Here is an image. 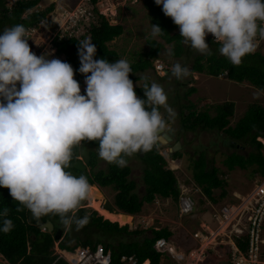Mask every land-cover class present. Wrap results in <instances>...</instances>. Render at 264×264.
Here are the masks:
<instances>
[{
    "label": "clouds",
    "instance_id": "1",
    "mask_svg": "<svg viewBox=\"0 0 264 264\" xmlns=\"http://www.w3.org/2000/svg\"><path fill=\"white\" fill-rule=\"evenodd\" d=\"M155 4L162 5L163 14L179 27L184 45L212 55L206 43L211 34L219 45L217 52L233 66H240L264 41V0H155ZM164 32L151 24L152 38ZM29 39L23 24L6 26L0 34V187L18 202L17 212L26 208L37 220L58 215L66 228L80 227L88 217L78 218L76 211L91 185L85 175L67 170L74 148L82 141H96L98 156L121 168L128 163L126 157L150 151L176 113L164 87L149 82L152 75L146 71H165L163 76L171 72L180 81L191 71L180 62L169 70L159 57L152 58L150 66L134 73L133 81L144 82L139 97L129 79L131 62L94 59L97 48L87 37L77 43L78 71L86 84L81 94L73 67L56 55L53 40L49 43L55 59H49L51 53L32 52ZM9 212L8 207L0 211V231L5 233L14 227ZM54 249V254L62 250L57 242ZM0 264H8L1 254Z\"/></svg>",
    "mask_w": 264,
    "mask_h": 264
},
{
    "label": "trees",
    "instance_id": "2",
    "mask_svg": "<svg viewBox=\"0 0 264 264\" xmlns=\"http://www.w3.org/2000/svg\"><path fill=\"white\" fill-rule=\"evenodd\" d=\"M38 1L16 0L12 6L6 7L5 0H0V30L3 32L4 27L14 24H23L28 30L38 28L39 22L44 19L47 11L53 7L50 5L45 9L39 10ZM96 1L90 0L92 4ZM144 7L147 10L150 22L154 25H159L165 31L163 35L158 36L163 42L147 37L146 40L149 44L148 52L145 53L147 56L131 63L133 73H130L129 79L135 80L134 73L150 66L152 58H160L159 54L164 43H171L172 48L170 50L173 53L170 55L171 57L193 55L192 71L204 72L211 76H219L225 73V76L231 80L236 82L248 81L256 88L264 91L263 53L256 50L254 54L244 57L240 66H233L228 59L217 52L219 45L209 35L206 36V43L212 48L213 54L201 55L183 44L180 32L174 31L178 26L173 23L170 17H166L163 14L162 5H156L155 0H144ZM91 8L94 17L95 8L93 9L92 5ZM26 9L33 10L25 14ZM96 15L97 21H94L88 29L89 37L97 48L94 59L105 58L110 63L115 62L119 58L118 54L114 49H110L107 43L118 37L123 32V27L120 24H110L102 14L96 13ZM83 39L85 38L67 34L60 38L57 34L53 38L56 55L63 56L61 61L68 62L73 67L74 79L79 82L80 86L85 77L78 71L80 63L77 55V43ZM28 43L30 44V39ZM195 90L196 88L192 86L188 88V92ZM136 91L141 94V89H136ZM81 94H85V89H81ZM141 98H144V95ZM233 111L234 103L232 101L224 102L223 105H215L214 114L212 115L207 110L199 112L189 111L181 118L188 124H185L184 121L182 126L183 128L194 129L196 125H201L202 128L207 130L215 129L225 135L223 138L224 142L229 138L230 142L227 145L234 149L249 146L250 151L247 154H239L233 151L227 155L223 160L224 165L228 170H232L235 166L240 169H247L248 165L253 164L252 172L264 175V155L261 152L263 145L257 139V137H264V106L258 103L249 105L244 115L238 118L233 125H230L229 117L232 116ZM81 143L84 144L82 146H89V148L92 145H98L96 141H82ZM79 147L74 148V158L67 170L76 176L85 175L91 186H110L115 189L116 193L113 202L117 211L127 214L137 213L144 202H151L156 195L164 198L171 197L177 202L180 189L176 176L171 169L165 167V159L153 148L142 156L134 153L143 163L142 180L144 183V194L139 196L134 192L136 182L128 178L131 170L128 164L121 168L114 163H108L106 171L103 169L93 170L95 151L88 149L90 170L87 171L85 167L74 164V162L78 161L77 152ZM171 156L173 158L178 157L179 151L173 152ZM126 159L128 160V157ZM203 160L204 158H199L193 163L192 177L197 185L201 187L206 197L212 202H217V199L212 196V190L217 187L222 188L224 181L217 176L218 169L215 166L207 168L205 166L206 161ZM90 194L100 196V194L91 190ZM220 195L223 197L225 190H222ZM85 202L86 200L80 204L78 211H76V216L78 218L87 216L88 222L80 227L73 224L70 229L67 228L62 231L60 239H54L53 232L39 229L36 223L37 221L50 219L55 229L61 228L63 230L65 226L58 215L49 214L37 220L31 212L29 216V210L26 208L17 212L16 208L20 207L18 202L13 200L7 188L0 187V211L4 207H8L10 209L8 218L14 224V227L8 233L0 231V254L8 264H67L62 258L56 259L53 248L55 242L62 250H70L78 245L94 247L97 243H101L105 249L111 251L112 264H119L118 261L121 254H133L139 262L149 259L151 264L159 263L160 254L153 248V243L159 237H171V231L166 228L151 229V236H144L137 240L131 239L127 242L119 240L114 245L111 241L114 238L139 233L140 231L128 230L127 225L119 226L117 222L103 219L95 209L84 206ZM104 207L108 211H116L112 206L105 205ZM2 219L0 217V226H2ZM94 235L95 239H93ZM102 237L110 240H102ZM209 254L212 257L216 255L215 252Z\"/></svg>",
    "mask_w": 264,
    "mask_h": 264
},
{
    "label": "rangeland",
    "instance_id": "3",
    "mask_svg": "<svg viewBox=\"0 0 264 264\" xmlns=\"http://www.w3.org/2000/svg\"><path fill=\"white\" fill-rule=\"evenodd\" d=\"M12 3V0H5L6 7L12 6ZM38 5L39 10L45 9L50 5L53 7L51 10L47 11L44 19L39 22L38 25L40 28H32L29 30L31 37L29 46L31 51L37 56L51 53L48 58L55 59L52 57L54 54L51 52L53 48L52 42H49L53 40L57 31L59 38L64 34L69 35V33L78 38L89 37L88 29L94 21H97L96 13L104 15L110 24H120L123 27V32L107 43L110 49H114L117 52L118 59L126 58L131 63H134L138 59L147 56L145 53L148 52L149 44L146 39L147 37H151L152 23L144 7V0H97L95 3L91 4L93 9L95 8V14L90 21L85 20V15H82V10L90 6V1L39 0ZM63 10H67V12H69L68 14L74 13L72 14V21H70V24H67V26L65 25V27L62 25L60 14L61 11L63 13ZM26 13L27 11L25 14ZM75 13L76 16H74ZM76 17H78L79 20H77ZM81 22H85L86 24L83 25ZM68 25L70 26L69 28ZM65 28H67V30ZM63 31L66 32L63 33ZM174 31H179V27ZM0 34H2L1 30ZM154 39L163 42L159 37H155ZM171 48V43H164L161 48L162 51L159 54V60L163 65L168 66L169 70H171L174 63L180 62L190 69L191 76L180 81L172 77L171 72L163 76L162 73H165V71H156L155 73L153 70L147 68L148 70L146 72L152 75L149 82L155 81L164 87L168 95V104L176 113L175 117L168 121V123L171 124L170 128L175 133L174 139L168 142V144L160 142L156 147L157 149L155 148L154 150L165 159V167L173 171L179 189H181L183 193L187 192L196 200V215H180L177 206L178 203L176 201L171 197L164 198L158 195H156L151 202H144L140 211L137 213L127 214L119 212L116 210L113 202L116 193L115 189L110 186H91L90 190L92 192L100 194V196L96 195V197L100 198L101 206L104 209H106L104 207L105 205L112 206L113 209L115 208L116 210L114 213L120 215V218L123 217V221H112L108 219L109 221L117 222L119 226L127 225L128 230L140 231L139 233L114 238L111 240L114 245H116L119 240L127 242L131 239L137 240L144 236H151V229L157 230L166 228L171 231V239H174L179 246L188 247L192 244L191 238L189 237L190 232L198 226L199 219L201 218V214L199 215L198 213H206L204 211V206L207 205V202L209 201L213 204H217L232 197L233 193H244L251 187L255 178L260 175L259 173L252 172L253 164L248 165L247 169H240L238 166H235L232 170H228L224 165L223 160L227 155L233 151L239 154H247V152L250 151L249 146L237 149L231 148L224 142L223 138L225 135L222 133L217 132L215 129H204L201 125H196L194 129L187 127L183 128L182 123L185 120L183 121L181 118L189 111L199 112L207 110L212 115L214 114L215 105H223L224 102L232 101L234 103V111L232 116L229 117V124L233 125L238 118L244 115L249 105L258 103L264 106V91L256 88L248 81L236 82L231 80L225 76V73L219 76H211L204 72L192 71L193 55L189 54L171 57L168 54ZM257 50L264 54V41L260 42ZM133 84L135 90L140 89L144 82L142 80H137L133 81ZM191 86L195 87L196 90L188 92V88ZM80 87L81 89H86L84 80ZM135 92L137 96L140 97L136 90ZM160 111L164 113L163 108H160ZM165 117L167 118L166 113ZM185 124L188 123L185 121ZM257 139L260 140L263 145L261 152L264 155V137H257ZM175 140L180 142V148L176 150L179 151V156L173 158L171 154L175 152L172 151V145ZM227 140H229V138ZM82 145L84 144L81 143L77 152L78 161L74 162V164L85 167L87 171L90 170V165H88V159L90 157L88 149H91L95 151L93 170L103 169L106 171L108 162L102 160L98 156V145H92L90 148L89 146L84 147ZM199 158H204L203 161H206L205 166L207 168L215 166L218 169L217 176L224 181L222 188L217 187L212 190V196L217 199V202H212L206 197L201 187L197 185L192 177L193 163ZM127 161V164L131 168L128 178L136 182L134 192L142 196L144 194V183L142 180L143 163L134 154L128 157ZM222 190H225V195L223 197L220 195ZM93 196L95 195L88 196L84 206L95 209L91 205V198ZM95 211L100 215L96 209ZM30 214L29 211V216ZM102 218L106 219L103 216ZM66 229L67 228L64 227L63 231ZM93 239H95V235ZM108 239L109 238L102 237V240ZM183 239L189 242L185 243ZM218 263H221V260H214L213 257H209V260L205 264ZM261 264H264V254L262 255Z\"/></svg>",
    "mask_w": 264,
    "mask_h": 264
},
{
    "label": "built area",
    "instance_id": "4",
    "mask_svg": "<svg viewBox=\"0 0 264 264\" xmlns=\"http://www.w3.org/2000/svg\"><path fill=\"white\" fill-rule=\"evenodd\" d=\"M12 1L14 3L16 0ZM32 10L28 9L27 13ZM82 11L85 20L90 21L93 18L91 5ZM68 13L67 10L60 12L64 27L70 24L74 14ZM180 192L177 199L179 214L196 215V200L187 192L183 193L181 189ZM204 207L206 213H198L201 214L198 226L190 232L192 243L190 246L181 247L171 237H159L154 241L153 248L160 254L159 264H201L210 250L221 259H226V264H261L264 254V175L256 177L251 187L244 193H233L232 197L217 204L208 201ZM183 241L188 243L186 239ZM222 246H225L224 252L218 253ZM55 254L56 259L62 258L67 264H112L111 251L105 249L101 243L94 247L78 245L70 251L56 249ZM118 262L151 264L149 259L139 262L133 254H121Z\"/></svg>",
    "mask_w": 264,
    "mask_h": 264
},
{
    "label": "water",
    "instance_id": "5",
    "mask_svg": "<svg viewBox=\"0 0 264 264\" xmlns=\"http://www.w3.org/2000/svg\"><path fill=\"white\" fill-rule=\"evenodd\" d=\"M172 139H173L172 132H170L169 134L163 133V135H159V139H158L156 145H158L160 142H162V143L170 142V141H172ZM226 143H228V141H226ZM179 148H180V142L178 140L174 141V143L172 145V151H176ZM136 153H138L140 156L143 155V153L141 151H138ZM36 224H37L39 229L45 228L49 232L53 231L54 232V239H60L62 230H61V228L54 229V225L50 221V219H46L44 221H37Z\"/></svg>",
    "mask_w": 264,
    "mask_h": 264
},
{
    "label": "bare ground",
    "instance_id": "6",
    "mask_svg": "<svg viewBox=\"0 0 264 264\" xmlns=\"http://www.w3.org/2000/svg\"><path fill=\"white\" fill-rule=\"evenodd\" d=\"M180 192V191H179ZM181 194V192H180ZM179 194V195H180ZM91 195H94V194H90L88 196H91ZM91 205L100 213V215H102L104 218L106 219H109V220H112V221H123V217L120 218V215H118L117 213H114V212H111V211H108L107 209H104L102 206H101V203H100V198L93 196L91 198Z\"/></svg>",
    "mask_w": 264,
    "mask_h": 264
},
{
    "label": "crops",
    "instance_id": "7",
    "mask_svg": "<svg viewBox=\"0 0 264 264\" xmlns=\"http://www.w3.org/2000/svg\"><path fill=\"white\" fill-rule=\"evenodd\" d=\"M189 242V241H188ZM224 250H225V246H222V249H219L218 250V253H220V252H224ZM213 253V251L212 250H210L209 252L207 251V255H206V257L204 258V261L201 263V264H205L208 260H209V257H212L209 253ZM213 259L215 260V259H219V260H221V263H218V264H226V259H221V258H218V256H217V254L215 255V257H213ZM159 260H160V256H159ZM159 264V263H158Z\"/></svg>",
    "mask_w": 264,
    "mask_h": 264
},
{
    "label": "flooded vegetation",
    "instance_id": "8",
    "mask_svg": "<svg viewBox=\"0 0 264 264\" xmlns=\"http://www.w3.org/2000/svg\"><path fill=\"white\" fill-rule=\"evenodd\" d=\"M170 126H171V124L170 123H168V126H167V128H166V130L164 131V132H162V133H160V135H163V133H165V134H169L170 132H172V135H173V139H174V135H175V133L172 131V129L170 128ZM176 141V140H175ZM174 143V142H173ZM157 147V145L155 144L154 146H153V149H155ZM161 147V146H160ZM157 149V148H156ZM142 153H143V155L147 152H145V151H141ZM138 154V153H137ZM139 155V154H138ZM140 156V155H139ZM42 230V229H41Z\"/></svg>",
    "mask_w": 264,
    "mask_h": 264
}]
</instances>
